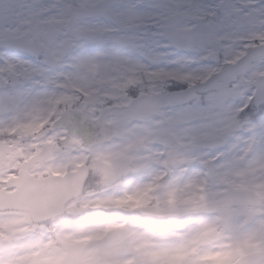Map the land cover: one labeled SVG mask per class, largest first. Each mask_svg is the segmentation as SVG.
Returning a JSON list of instances; mask_svg holds the SVG:
<instances>
[{"label": "snow or ice", "instance_id": "1", "mask_svg": "<svg viewBox=\"0 0 264 264\" xmlns=\"http://www.w3.org/2000/svg\"><path fill=\"white\" fill-rule=\"evenodd\" d=\"M0 264H264V0H0Z\"/></svg>", "mask_w": 264, "mask_h": 264}]
</instances>
